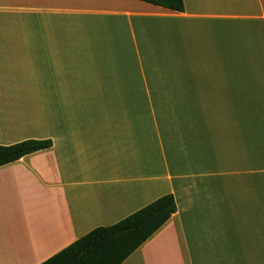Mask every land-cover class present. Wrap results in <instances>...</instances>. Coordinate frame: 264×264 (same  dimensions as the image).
Segmentation results:
<instances>
[{"label":"crops","instance_id":"0c3cea01","mask_svg":"<svg viewBox=\"0 0 264 264\" xmlns=\"http://www.w3.org/2000/svg\"><path fill=\"white\" fill-rule=\"evenodd\" d=\"M184 3L0 0V145L53 141L0 166V264L166 194L177 212L122 264H264V0ZM68 80L121 103H78L75 133L54 134Z\"/></svg>","mask_w":264,"mask_h":264},{"label":"trees","instance_id":"16d2710c","mask_svg":"<svg viewBox=\"0 0 264 264\" xmlns=\"http://www.w3.org/2000/svg\"><path fill=\"white\" fill-rule=\"evenodd\" d=\"M183 12L184 0H140ZM51 139H29L0 145V166L49 149ZM173 194H166L121 221L93 229L41 264H122L177 212Z\"/></svg>","mask_w":264,"mask_h":264},{"label":"rangeland","instance_id":"374dc122","mask_svg":"<svg viewBox=\"0 0 264 264\" xmlns=\"http://www.w3.org/2000/svg\"><path fill=\"white\" fill-rule=\"evenodd\" d=\"M133 73H136V70L132 71ZM64 82V81H62ZM67 85L62 87L60 96H51L49 99H47V105H50V111L49 114L46 113V115H49L48 117H45L44 124L48 125L49 123L53 125V128L51 129L54 131V134H57L61 130H67L71 131L72 133H75L76 129L74 126L78 123V103L81 105H101L103 103H121L119 102V97L116 94V96H110L106 90H101L95 88V92L90 91L89 95H83L78 96V81H66ZM110 93H114L110 92ZM158 101L161 103H168V102H174L175 97L170 99V97H164V96H158ZM153 97L148 96V102L153 101ZM155 102V100H154ZM55 107H58V111H55ZM60 107V108H59ZM86 113L79 114L80 116L85 115ZM66 128H62V127ZM175 126V124H173Z\"/></svg>","mask_w":264,"mask_h":264}]
</instances>
